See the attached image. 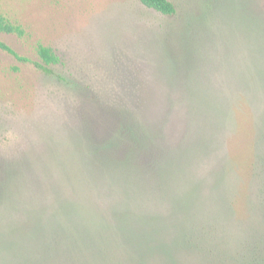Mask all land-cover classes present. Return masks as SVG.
<instances>
[{
  "label": "rangeland",
  "instance_id": "obj_1",
  "mask_svg": "<svg viewBox=\"0 0 264 264\" xmlns=\"http://www.w3.org/2000/svg\"><path fill=\"white\" fill-rule=\"evenodd\" d=\"M169 1L0 0L1 41L59 57L0 50V264H205L264 233V0Z\"/></svg>",
  "mask_w": 264,
  "mask_h": 264
},
{
  "label": "trees",
  "instance_id": "obj_2",
  "mask_svg": "<svg viewBox=\"0 0 264 264\" xmlns=\"http://www.w3.org/2000/svg\"><path fill=\"white\" fill-rule=\"evenodd\" d=\"M142 6L147 9H152L155 12L171 17L175 14V6L169 0H137ZM0 33L15 34L21 36L22 29L17 24L10 22L7 18L0 15ZM0 50L12 55L17 61L22 63L32 64L33 67L45 75L52 74L51 66L59 62V57L54 51L48 47L38 44L36 47L37 60L29 59L25 56L18 55L11 47L0 40ZM264 189V188H263ZM262 189V190H263ZM264 195V192H263ZM264 209V196H260ZM56 239L54 240V243ZM210 245V244H209ZM224 240L220 239L219 245H213L208 249L205 264H264V233L258 237L251 239H243L239 243L228 248ZM93 250H89L86 254V264H101L94 259ZM94 259V260H93ZM76 263L71 264H78Z\"/></svg>",
  "mask_w": 264,
  "mask_h": 264
}]
</instances>
